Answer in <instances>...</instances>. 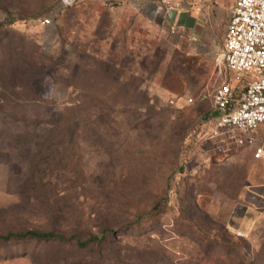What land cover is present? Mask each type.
Segmentation results:
<instances>
[{
    "label": "rangeland",
    "instance_id": "1",
    "mask_svg": "<svg viewBox=\"0 0 264 264\" xmlns=\"http://www.w3.org/2000/svg\"><path fill=\"white\" fill-rule=\"evenodd\" d=\"M110 1L0 0V236L114 241H2L0 264H264V160L191 144L237 84L222 45Z\"/></svg>",
    "mask_w": 264,
    "mask_h": 264
},
{
    "label": "built area",
    "instance_id": "2",
    "mask_svg": "<svg viewBox=\"0 0 264 264\" xmlns=\"http://www.w3.org/2000/svg\"><path fill=\"white\" fill-rule=\"evenodd\" d=\"M77 1L61 0V4L68 7ZM230 2V19L220 59L234 74L233 81L237 84L224 82L214 92L212 110L216 115L199 125L191 144L192 148L207 147L224 158L231 156L236 148H253V159L264 160V140L260 139L264 134V0ZM172 3L162 0L167 6ZM41 23L50 26L53 18H43ZM170 33L183 35L176 26L170 28ZM191 40L197 41L194 37ZM169 103L174 105L175 100Z\"/></svg>",
    "mask_w": 264,
    "mask_h": 264
},
{
    "label": "crops",
    "instance_id": "3",
    "mask_svg": "<svg viewBox=\"0 0 264 264\" xmlns=\"http://www.w3.org/2000/svg\"><path fill=\"white\" fill-rule=\"evenodd\" d=\"M116 1L132 8L157 29L170 31L172 26L178 27L190 41L191 37L196 38L202 50L216 52L223 46L230 19V0H171L170 6L162 4V0ZM176 3L180 5L175 6ZM234 223L241 228L247 225L242 220Z\"/></svg>",
    "mask_w": 264,
    "mask_h": 264
},
{
    "label": "trees",
    "instance_id": "4",
    "mask_svg": "<svg viewBox=\"0 0 264 264\" xmlns=\"http://www.w3.org/2000/svg\"><path fill=\"white\" fill-rule=\"evenodd\" d=\"M110 2H111L110 4L113 3L112 1H110ZM106 5H108V4L106 3ZM13 21H15V20H12V22ZM214 115H216V113L214 111H212L211 113L206 114L204 116V119H208ZM108 232H110V231H103L100 236H92L89 239L83 241L78 236L66 237L62 234H58L55 232H39V231H35V230H27V231H23L20 233H10V234L3 236V237L0 236V243L2 241H4V242L5 241H11L14 239H22V240L34 239V240L43 241V242H47V243H55L56 242L59 244L73 245V246H76L78 248H85V247H88L90 245H94V246L96 245L99 247H103L105 245H112V243H114V241L109 240V238L111 236L107 235ZM113 234H114V232H113ZM117 261H121L119 256H117Z\"/></svg>",
    "mask_w": 264,
    "mask_h": 264
}]
</instances>
